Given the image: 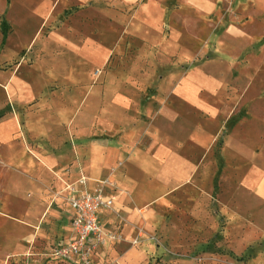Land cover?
<instances>
[{
  "label": "crops",
  "instance_id": "obj_1",
  "mask_svg": "<svg viewBox=\"0 0 264 264\" xmlns=\"http://www.w3.org/2000/svg\"><path fill=\"white\" fill-rule=\"evenodd\" d=\"M9 1V8L18 5L22 15L28 18L20 26L23 32L28 31L32 20L37 21L29 36L17 45L15 54L8 57L3 54L18 29L10 26L6 16L0 25L1 29L9 30L0 45V63L5 65L0 69V214L3 216L0 220L6 222L0 227V236L6 235L10 242L31 243L51 231L58 234L56 239L65 237L57 245L59 248L71 238L72 210L64 200L67 194L64 187L76 181L81 172L94 173L87 159L90 154L99 161L111 154L123 159L119 168L122 174L118 171L116 175L118 187L127 188L141 177L142 162H133L136 151L130 152L122 143L131 131L128 124L122 135L114 131L110 136L102 127L97 134H75L66 143L63 137L42 133L37 138L30 134L32 129L44 130L50 126L40 118H32L36 115L31 110L36 108L38 112L43 97L52 93L49 85L55 81L59 87L56 94L63 96L61 100L72 113L73 118L68 122L71 126L77 122L78 115L84 123L91 111L100 124H117L119 113L135 114L154 142H158L146 150L159 165L155 182L166 186L191 182L204 159L181 153L193 147L196 150L199 147L196 143L175 147L166 138L165 115L173 114L178 121L185 122V116L218 117L223 107H227L229 113L222 122L223 128L229 132L245 130L238 111L242 112L248 103L244 95L226 82L222 69L244 64L248 58H264V0ZM147 32L154 33L161 41L158 49L146 39ZM120 43L138 46L146 54L154 46L153 52L160 49L161 53L176 55L178 60L172 67L161 63L150 69L145 66L142 69L145 77L140 83L122 87L102 85V74L98 76L96 72H102L108 65ZM21 55L28 60L31 57L33 63L20 60ZM189 61L192 66L187 71L183 70L175 79L167 78V73H177ZM151 87L160 93L170 88L169 95L149 96ZM91 92L93 100L89 97ZM262 98L261 94L257 96V107L263 104ZM154 121H157L156 130ZM176 127L173 135L182 134L179 123ZM258 128L264 129V125ZM227 158L231 163L247 160L237 153L228 154ZM244 173L236 175L240 178ZM252 174L261 179L263 186L257 203L251 196L245 208L238 207L236 223L240 230L234 235L237 253L257 241L263 242L261 249H264L263 165L250 168L247 176ZM124 199L123 191L114 196V208L129 210ZM106 212L100 214L102 224ZM125 216L129 221L133 219L127 213ZM124 231L129 233L127 226ZM261 251L255 252L253 260L264 261ZM130 253L131 250L126 255ZM100 255L95 257L99 264L103 263Z\"/></svg>",
  "mask_w": 264,
  "mask_h": 264
},
{
  "label": "rangeland",
  "instance_id": "obj_2",
  "mask_svg": "<svg viewBox=\"0 0 264 264\" xmlns=\"http://www.w3.org/2000/svg\"><path fill=\"white\" fill-rule=\"evenodd\" d=\"M9 2V0H0V25L6 16L10 26L16 27L18 31L8 41L3 57L14 55L17 45L29 36L37 23L36 20H32V24H29L30 28H27L28 31L23 32L20 26L23 22L26 23L28 18L22 15L18 5L14 4L9 8ZM8 31L5 27L0 28V45L1 40L9 35ZM145 37L156 45V48L151 46L152 48L160 47L161 41H158L154 33L147 32ZM152 48L148 49L147 55L146 50L142 53L138 46L120 43L108 65L102 72H96L98 76L102 74L101 84L126 86L140 83L145 77L142 70L145 66L150 69L161 63L172 67L177 62L176 55L161 53L160 49L155 53ZM25 57L21 55L19 59L27 60L29 64L33 63L31 57L29 60ZM198 58L201 60V56ZM245 62L222 69L226 82L235 88V91L244 95V101L248 103L247 106L242 107L244 108L242 112L238 111L239 119L243 117L245 130L237 129L229 132L227 128H223L222 122L229 113L227 107H223L218 117L202 114L189 119L185 116V122L178 121L177 116L173 114L165 115L168 129L165 132L166 138L170 139L175 147L177 144L188 146L196 143L199 146L196 150L193 147L191 151L187 149L181 153L204 159L200 168L195 167L198 174L193 175L191 182L173 183L168 185L169 187L154 180L159 165L152 161L153 157L146 149L158 142H154L144 128L143 122H140L135 114L119 113L117 124H100L95 113L91 111L84 123L78 115L77 122L71 126L68 122L73 118L72 113L61 100L63 96L55 92L59 88L57 81L49 85L52 93L43 97L38 112L36 108L31 110L36 115L32 118H40L50 126L44 130L32 129L30 134L37 138L41 137L42 133L53 138L63 137L66 140L64 143L78 133L97 134L98 128L102 127L107 129L110 136H113L114 131L116 132L114 134L122 135L120 133L126 124L130 127L129 136L122 143L126 144L130 152L136 151L133 162H142L140 166L142 173L138 183L125 186L127 188L118 187L116 175L121 170L119 168L123 165V159L115 156L116 154L103 157L101 161L90 154L87 159L94 173L79 174V177L86 176L87 188L102 189L113 199L123 191L125 195L123 202L129 207V210L114 208L113 202L112 206L106 209L108 212L104 214L103 230L112 232L116 239L108 241L107 245L99 250L98 255L101 254L103 261L100 264H264L263 260H253L255 252L258 249L262 250L261 241L252 243L241 253L234 250L237 238L234 235L240 230L237 227L238 222L236 223V217L239 215L238 207L245 208L246 204L250 203L251 196L255 199L254 203H257L260 199L258 194L263 186L259 177L253 174L249 175L250 177L247 175L254 166L264 167V129L258 128V125H264V58H248ZM3 66L5 65L0 63V69ZM189 66H192L190 61L177 73H167V78L179 77ZM205 69L213 71L212 68ZM150 75L154 73L150 72ZM169 90L170 88H167L160 93L151 87L148 95L168 96ZM110 94L107 93L108 98ZM256 94L263 96V104L258 107L255 103ZM89 97L93 100L94 93L91 92ZM108 114L111 115V112ZM238 122L240 125L241 120ZM156 123L157 121L153 122V127ZM178 123L183 133L175 136L173 133ZM157 127L155 130L158 129ZM232 153L243 155L247 160L231 163L227 156ZM127 157L125 156V159ZM69 161L70 159L66 163ZM242 171L245 172L244 177H237L236 174ZM259 186H261L260 190ZM126 213L132 215L133 219L129 221L125 216ZM242 213H245L244 209ZM5 223L0 220V227ZM126 226L129 233L124 231ZM49 233L48 236L40 235L34 242L25 244L10 242L2 233L0 264H74L61 260L54 254L57 245L63 243L65 237L59 240L56 239L58 234L51 231ZM130 250V255H126ZM261 252L264 253V249Z\"/></svg>",
  "mask_w": 264,
  "mask_h": 264
},
{
  "label": "built area",
  "instance_id": "obj_3",
  "mask_svg": "<svg viewBox=\"0 0 264 264\" xmlns=\"http://www.w3.org/2000/svg\"><path fill=\"white\" fill-rule=\"evenodd\" d=\"M86 181L85 176H80L64 187L67 191L64 200L72 210V235L54 254L74 264H99L95 258L99 250L116 239L112 232L103 230L100 217L102 211L112 206L113 197L102 189L90 190Z\"/></svg>",
  "mask_w": 264,
  "mask_h": 264
}]
</instances>
